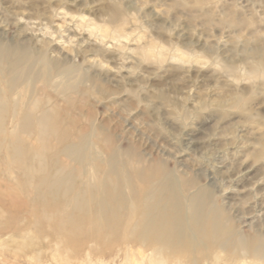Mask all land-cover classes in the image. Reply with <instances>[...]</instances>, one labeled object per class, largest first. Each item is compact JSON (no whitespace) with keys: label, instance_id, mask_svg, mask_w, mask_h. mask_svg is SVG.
I'll return each mask as SVG.
<instances>
[{"label":"rangeland","instance_id":"374dc122","mask_svg":"<svg viewBox=\"0 0 264 264\" xmlns=\"http://www.w3.org/2000/svg\"><path fill=\"white\" fill-rule=\"evenodd\" d=\"M100 28L124 35L119 42L101 38ZM0 42L36 49L50 42L53 57L67 56L98 78L102 88L88 96L83 112L108 121L118 147L151 152L178 178L212 184L237 234L264 239V76L250 75L264 61V0H0ZM17 123L4 120L0 174L9 166L31 182L45 171L55 175L61 163L38 135L19 136L21 168L16 156L9 160ZM5 207L0 264H59L49 249H40L43 240L27 228L28 215L15 220Z\"/></svg>","mask_w":264,"mask_h":264},{"label":"bare ground","instance_id":"6f19581e","mask_svg":"<svg viewBox=\"0 0 264 264\" xmlns=\"http://www.w3.org/2000/svg\"><path fill=\"white\" fill-rule=\"evenodd\" d=\"M119 15L114 7L111 16ZM98 31L117 41L124 35L120 29ZM50 42L37 49L0 42V132L7 134L6 118L18 122L9 160L16 156L21 163L25 145L19 136L33 134L61 163L55 175L45 171L38 182L21 179L9 166L0 174V207L7 205L15 220L28 215L27 228L43 240L40 249H49L59 264H264V239L237 234L212 184L178 178L151 152L118 147L110 123L83 112L101 84L69 57L49 54ZM257 73L264 76V61L251 68L250 75ZM81 174L86 176L76 179Z\"/></svg>","mask_w":264,"mask_h":264}]
</instances>
